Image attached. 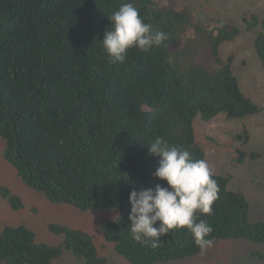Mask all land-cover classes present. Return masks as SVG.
<instances>
[{
  "label": "trees",
  "instance_id": "16d2710c",
  "mask_svg": "<svg viewBox=\"0 0 264 264\" xmlns=\"http://www.w3.org/2000/svg\"><path fill=\"white\" fill-rule=\"evenodd\" d=\"M124 2L134 3L144 22L168 39L149 52L130 49L125 64L113 66L102 42L107 17ZM254 6L250 0H0V139L9 165L4 170L14 177L12 166L16 178L53 204L122 214L102 223L99 247L92 233L66 224L46 223L59 237L56 245L37 240L27 224L5 225L0 264L67 258L110 264L104 253L109 244L129 264L194 263L201 256L187 229L161 237L156 249L132 240L129 196L167 186L155 177L159 158L149 155L147 143L155 137L207 160L196 135L198 118L211 122L224 114L242 122L264 111L241 87L246 58L236 65L238 55L228 53L241 40L264 69V0ZM233 134L239 144L233 167L258 162L249 176L264 186L261 148L251 144L245 150L252 139L245 125ZM214 178L219 199L213 214L200 218L214 229L215 252L226 256L240 248L245 262L264 264V220L251 213L246 193L230 188L234 176ZM0 202L14 212L26 206L6 180Z\"/></svg>",
  "mask_w": 264,
  "mask_h": 264
},
{
  "label": "clouds",
  "instance_id": "9594fccd",
  "mask_svg": "<svg viewBox=\"0 0 264 264\" xmlns=\"http://www.w3.org/2000/svg\"><path fill=\"white\" fill-rule=\"evenodd\" d=\"M107 19L110 27L105 32L102 46L113 66L125 64L128 50L137 48L149 52L160 47L168 39L161 31H153L145 23L138 9L131 2H124L119 10ZM149 146V155L159 158L155 177L166 182L154 189L133 190L129 200L130 237L144 247L156 249L161 237L175 230L187 229L201 255L213 248L214 229L201 219L213 214V205L219 199V186L215 173L205 159H194L192 154L179 145H170L157 136ZM159 223V227L155 225Z\"/></svg>",
  "mask_w": 264,
  "mask_h": 264
},
{
  "label": "rangeland",
  "instance_id": "374dc122",
  "mask_svg": "<svg viewBox=\"0 0 264 264\" xmlns=\"http://www.w3.org/2000/svg\"><path fill=\"white\" fill-rule=\"evenodd\" d=\"M255 2V6L258 4V0H250ZM254 6V7H255ZM245 6H242V8ZM235 48L230 49L228 53L234 52L238 55L236 65L241 63L242 58H246L248 62V68L244 74L240 77L241 87L243 91L254 98L258 103L264 105V69L260 67V64L253 62L251 53L247 49H242V41L239 40L235 45ZM253 99V100H254ZM256 102V103H257ZM244 125L247 127L251 134V143L246 147V151H251L250 145H256L261 148V152L264 154V111L258 115L246 118L242 122L228 121L226 115L222 114L213 119L211 122H204L198 118L195 122V129L198 141L204 146L207 152V162L216 175L234 176V180L230 186L232 190H236L242 193H246L251 207V213L254 212L256 219L262 218L264 220V186L259 187L258 181L255 179V175L252 178L249 176V172L259 169L258 162L249 161L243 165L235 168L232 165L233 159L236 157V149L239 147L237 142H234V132L238 129H243ZM0 143L3 145L1 150L0 146V175H5L6 184L14 189V192L22 197L26 206L18 212H14L6 203L0 202V229L5 225H17L27 224L37 234V240L40 242H49V244L56 245L59 243V237L54 236L49 232L46 227L47 222L61 223L71 226L72 228H83L92 233L95 237V242L99 247L101 238L103 239V231L101 229L102 223L106 221H113L120 217L122 214L119 209H112L109 211H89L82 212L79 209L68 204H53L44 194L35 192L29 189L18 178L15 169L11 166V172L14 177L9 175L6 170L9 169V165L5 162L3 157V150L5 147L4 142L0 139ZM3 168V169H2ZM18 177V178H16ZM248 177V178H247ZM252 179L255 184L247 185L246 182ZM257 181V182H256ZM256 189V190H255ZM33 207H37L35 210ZM27 223H26V222ZM259 246L251 244V247ZM262 246V245H260ZM214 253L220 255L223 260L217 259L209 250L206 255H201L195 259L194 263L184 264H205L206 261H214L219 264H231L233 259L237 261H243L241 264H248L242 258L246 257L242 251L245 250H233L232 255H223V251ZM115 246L109 244L107 251L104 253L109 255L110 264H129L123 257L118 255ZM54 264H79L76 259H65L64 261H55ZM178 264V263H176Z\"/></svg>",
  "mask_w": 264,
  "mask_h": 264
}]
</instances>
